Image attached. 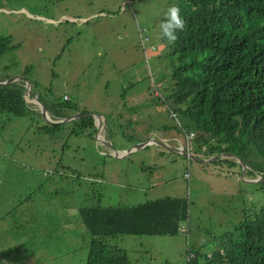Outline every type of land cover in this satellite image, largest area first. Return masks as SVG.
<instances>
[{
	"label": "rangeland",
	"instance_id": "obj_1",
	"mask_svg": "<svg viewBox=\"0 0 264 264\" xmlns=\"http://www.w3.org/2000/svg\"><path fill=\"white\" fill-rule=\"evenodd\" d=\"M181 5L184 0H0V37L15 46L0 58V80L20 77L35 87L24 95L35 113H0V264H86L90 236L69 211L82 206L186 199L188 220L178 235L112 241L130 264H184L187 250L209 253L215 237L264 210V181L254 182V168H204L170 150L194 152L180 126L188 123L168 108L174 71L201 60L198 54L179 60L160 37L168 8ZM35 96L49 108L71 106L75 112L62 119L92 116L93 127L78 135H69L71 123L42 132L49 125ZM93 116L101 118L100 140L111 143H98ZM162 137L170 149L140 147ZM114 151L131 152L118 158ZM196 155L209 164L235 162ZM249 161L264 167L257 155Z\"/></svg>",
	"mask_w": 264,
	"mask_h": 264
},
{
	"label": "trees",
	"instance_id": "obj_2",
	"mask_svg": "<svg viewBox=\"0 0 264 264\" xmlns=\"http://www.w3.org/2000/svg\"><path fill=\"white\" fill-rule=\"evenodd\" d=\"M184 2L179 8L186 27L173 44L174 52L179 60L191 54L200 55L201 60L192 59L174 71L169 113L188 123L180 126L193 134L194 153L205 157L230 154L264 175V167L249 161L256 155L264 160V0ZM139 44L145 51L147 41L141 34ZM14 48L9 37H0V58ZM30 85L32 92L35 87ZM28 93L23 80L0 86V113L16 117L35 113L25 101ZM41 102L55 119L74 111L71 106L50 109ZM71 124L76 128L69 135H78L93 127V119L85 116ZM60 127L49 125L41 130L52 132ZM167 129L162 126V131ZM226 163L235 164L214 160L208 167L215 170ZM263 188L264 182L259 189ZM188 209L186 199L179 197L129 207H79L90 236L86 264H130L127 251L112 241L121 236H176L188 220ZM254 215L253 221L241 222L215 237L209 253L195 247L187 250L184 264H264V210Z\"/></svg>",
	"mask_w": 264,
	"mask_h": 264
},
{
	"label": "clouds",
	"instance_id": "obj_3",
	"mask_svg": "<svg viewBox=\"0 0 264 264\" xmlns=\"http://www.w3.org/2000/svg\"><path fill=\"white\" fill-rule=\"evenodd\" d=\"M180 13H181V10H180L179 7H177V6L169 7L167 12H166V14H165V19L163 21H161V23L159 24L160 37H161L162 40L167 41V43L169 45L176 43V41L178 40V34L183 32L185 27H186L185 20L181 17ZM145 40L147 41V39H145ZM87 116H89V115H87ZM83 117H85V116H83ZM90 117H92V116H90ZM93 117L95 118V122L97 123V125H99V131H98L99 135L97 134L98 135L97 136L98 143H103V142L104 143H111V142H106V141H101L100 140L101 139L100 130H103V127H102V124H101V118L96 117V116H93ZM79 118H81V117H79ZM59 120H62V119H59ZM72 122H70V123H72ZM192 138H193V134L192 133H190V134L187 133V143H192V142H190V140ZM164 140H163V137L160 138L159 141H153V140L150 139V140L145 142V143H148L147 145H141L140 147H145V146H148V145H157V146L162 147L161 145H158L157 143H161V144L169 143V140H167V139H164ZM177 143H180V142H177ZM163 145H165L166 147H168V149H170V146H168L167 144H163ZM192 145H193V143H192ZM140 147H138V148H140ZM138 148H134L133 151H136ZM163 148H165V147H163ZM170 150L171 151H175L176 153H178L180 155H186L187 157L195 160L196 162H198V163H200V164H202V165H204L206 167H208V165H209L210 161L206 162L205 160H203V161H205V163L200 162L199 160H202V159L199 156H197L196 153H194L195 151L192 152V150H190L189 148L185 149V148H182V147H177L176 149H170ZM118 153H119V156H116V154L114 153V155L116 157H118V158H121L122 155H127V154H124L126 152L118 151ZM198 155H201L202 158H206L203 154H198ZM222 156H226V157H230V158L235 159V162L234 161H232V162H234L235 164L241 165L242 167L246 168V170H248V171H250L252 173L251 169H253V168L248 166V165H246L245 163H243L237 157H235L233 155H230V154H223ZM213 157H220V156H213ZM229 161H231V160H229ZM213 167H215V166H213ZM229 168H230V166H229ZM248 168H250V169H248ZM259 176H264V175L260 174L257 171L256 176H254V178L257 177V179H255L254 182H256V181L259 182V180H258L260 178ZM188 177H189V175H188ZM69 211H70V213L72 215H78L79 214V210L78 209H71Z\"/></svg>",
	"mask_w": 264,
	"mask_h": 264
},
{
	"label": "water",
	"instance_id": "obj_4",
	"mask_svg": "<svg viewBox=\"0 0 264 264\" xmlns=\"http://www.w3.org/2000/svg\"><path fill=\"white\" fill-rule=\"evenodd\" d=\"M18 80H23V82L25 83L26 92H30V83H28L24 78H20V77H14V78H11L9 80L0 81V86L10 85L11 83H15ZM34 101L36 104L39 105V109H38L39 114L43 117V120L47 123V125H63V124L70 123V122L78 119L79 117L87 116L86 114H77V115H74L73 117L62 119V120H52L51 117L49 116V113L47 112L44 104L42 102H40L38 97L35 96ZM96 117H98V116H96ZM97 127L99 129V125H97ZM147 144L148 143H145L144 145H147ZM157 144L161 145L162 147L168 148L161 143H157ZM130 152L131 151L126 152L124 154H129ZM114 153L116 154V156H119L118 151H114ZM123 156H126V155H122L121 157H123ZM199 161L202 163H205V161H203V160H199ZM258 180L264 181V176L260 177ZM256 182H258V181H256Z\"/></svg>",
	"mask_w": 264,
	"mask_h": 264
}]
</instances>
